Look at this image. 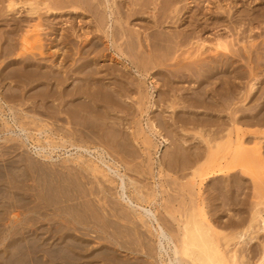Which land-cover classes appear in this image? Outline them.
I'll return each mask as SVG.
<instances>
[{
    "label": "bare ground",
    "instance_id": "1",
    "mask_svg": "<svg viewBox=\"0 0 264 264\" xmlns=\"http://www.w3.org/2000/svg\"><path fill=\"white\" fill-rule=\"evenodd\" d=\"M141 1L0 0L4 3L0 24L8 27L0 31V60L8 59L0 67V98L22 101L21 105L26 97L34 99L55 120L66 114L68 128L59 126L56 132L60 141L49 135L46 145L41 138L35 141V153L44 161H53L52 154L60 148L76 151L63 159V169L52 163L45 170L29 162L33 171L37 168L33 183L29 178H17L15 172L0 170V183L7 179L5 185L13 195L14 188L32 185L38 202L28 208L31 200L22 196L19 202L33 211V219L17 214L9 220V230H0V239L9 240V248L16 250L18 257H32L33 264H264V200L258 198L245 208L243 202L233 203L237 194L214 186L211 197L225 204L215 207L214 213L209 211L205 193H200L194 205L179 215L168 213L167 222H162L156 205L159 185L145 191L127 176L126 171L134 169L126 165L122 153L134 155L127 148L129 138H121L122 131L117 128L126 124L119 114L129 113L132 101L138 102L141 123L147 116V127L141 132L146 130L149 136L143 142L147 147L138 153L145 154L143 163L150 161L160 175L165 167L175 172L181 167V171L191 169L194 178H224L230 166H240L250 155L264 167L263 141V145L257 140L254 147H247L246 135L254 132L244 129L247 124L264 125V101L263 113L256 111L253 119L246 114L260 105L258 93L264 97V38H260L264 31L254 32L251 26L248 34H254L248 44L240 38L248 31L242 20L249 11L254 17L251 21L249 16L250 25L264 20L256 11L264 0H246L254 3L248 13L233 11L225 1L215 0V14L209 17L207 12L201 13L205 0ZM194 6L198 9L193 10ZM161 9L164 17L150 24L151 29H162L166 22L178 23L175 18L183 22L190 18V23L178 34L160 32L162 37L154 39L165 42L167 52L160 63L150 62L158 70L149 72L145 65L150 60L146 61L144 54L151 43L146 32L133 27L134 19L146 27L149 23L144 14L151 10L160 18ZM65 14L70 15L66 21L54 23V18ZM229 17L236 22V35L216 30ZM168 18L171 20L166 21ZM92 26L97 29L90 34L86 29ZM211 29L215 30L212 37ZM170 60L177 69L166 70ZM157 73L164 75L167 88L159 85ZM245 88L248 91L244 93ZM178 103L183 106L177 107ZM8 108L11 120L0 105V134L10 132L12 136H5V143L20 137L14 127L27 133L26 140L32 138L28 132L32 123L41 134L53 130L29 112L32 107L21 117L16 115V106L8 104ZM226 111L231 112L230 127H225L221 115ZM29 118L31 121H26ZM131 123L134 121L128 122L129 127ZM166 128L170 137L163 131ZM190 129L195 130L193 139ZM255 133L264 135V131ZM134 140L138 141V134ZM161 146L167 149L158 155ZM113 147L119 160L109 152ZM110 189L123 205H105L110 203ZM227 211L231 214L226 219ZM6 252L0 254L4 259Z\"/></svg>",
    "mask_w": 264,
    "mask_h": 264
},
{
    "label": "rangeland",
    "instance_id": "2",
    "mask_svg": "<svg viewBox=\"0 0 264 264\" xmlns=\"http://www.w3.org/2000/svg\"><path fill=\"white\" fill-rule=\"evenodd\" d=\"M130 1L132 2V0H130ZM151 1L152 0H150V3H151ZM216 1L215 0H205L204 5L201 7V13L207 12L208 17L211 16V14L213 16V14H215L214 12L217 8L216 4L218 2H216ZM224 1L227 2L228 4L225 3ZM232 1L233 0H222V2H224L225 5H228L231 8L233 6V9H232L233 11H235L236 9H239V11L242 13L243 12L248 13V11L251 10L250 8H252V6L254 5V3H252L253 5L249 4L251 2V0L248 1L249 3L248 2L246 3L245 2L246 0H234V1L238 2V6H236L237 5L236 2L234 3V1L233 2ZM141 2H144V0H142ZM145 2H146V0H145ZM147 2H149V0ZM263 3H264V1H263ZM263 3H262V5L260 4L258 6L259 7L258 9H256V11H258V15L259 16L262 15L261 16L262 18H264V14H263L264 4ZM208 4H210L211 6H209ZM1 5L2 4H0V6ZM3 5H4V3H3ZM228 6H227V8H228ZM197 9H198V6H194L193 10H197ZM209 9L212 11H210ZM65 10L68 12L67 9H65ZM65 10H64V12H66ZM159 12L162 13V14L158 13L159 15H161L160 18L154 17L153 16L154 13L153 12L151 13V10H148V13L144 14V16H146V18H145L146 21H148V23H149V25H146V27L142 26L143 23L141 22V20H139L138 18L134 19V26L133 27L134 28L136 27L137 29H141V31L146 32V37L149 40L148 42L151 43V46L148 47V50H147L148 53L146 52V54H144L145 60L146 61L150 60L149 62H147V64L145 61L146 68L151 69V70L149 69L150 70L149 72H155V70H158L157 68H154L152 64L155 61L160 63L161 57L164 56L165 53L167 52V51H165V49L167 50V45L165 44V42L163 44L161 41L157 42L154 39H156L157 37H162L160 32L162 34H169V35H173L175 33L178 34L181 29L187 27V25L190 23L189 22L190 18L188 19L189 21L184 20L185 22H183L181 20V18H175V20L177 22L179 21L178 23H175L176 25L173 23L171 24L170 22H166L165 25H167V26L164 25V27H162V29H159L160 31L157 30V28L151 29L150 24L152 25L153 22H156L158 19L162 20L164 17L163 16L164 10L161 9V10H159ZM183 12H187V10L186 11L183 10ZM249 12L250 13L245 15V18H244L245 20H242L246 24L244 27L250 28L251 26H253V27H255L254 28L255 30L253 29L254 32H257V30L259 31L258 33L263 32L264 31V20L262 19L261 22H259V23L254 22L253 25H250L249 24L250 19L252 21V19L254 17L251 15L253 12L252 11H249ZM231 13L233 14V16L237 15V13H235V14L233 12H231ZM86 15L89 16L88 14H86ZM60 16H62V17L58 16L59 18L58 17L54 18V21L55 20L56 21L55 22L53 21V22L56 23L58 20L63 22V21H66L67 18L70 17V15L68 16V14L60 15ZM249 16L251 17L250 19H249ZM88 18L86 20L91 22L92 19L90 18V16ZM211 18H213V17H211ZM169 20H171V19L168 18L166 21H169ZM226 20L227 21H225L221 26H218V28L216 30L223 29L222 32H226V33L230 32V34L235 32V35H236L237 31L234 30V28L236 26V22H234V21L232 22L230 17L226 18ZM233 20H234V18H233ZM210 21H212V20H210ZM235 21H236V18H235ZM0 23H3V22H0ZM169 25H170V27H168ZM147 27H149V28L147 29ZM260 27H261V29H260ZM90 28H89L90 30L86 29L89 31L90 34H92L93 31L95 29H97L95 26H92ZM249 28H248L247 33L245 34L246 36L244 35L245 37H242V35L240 36V38L244 39L245 42L247 41V44H248V40H250L249 39L250 36L254 34L253 31H252V33L250 32V35L248 34ZM6 29H8V27L5 24L4 25L0 24V31L2 33ZM1 32H0V34H1ZM208 32L211 35L210 37L214 36L213 33L215 34V30H212V29L209 30ZM154 34H156V35H154ZM235 35L233 37H235ZM248 35H249V37L247 39ZM263 35H264V32L262 33V37H260L261 39L264 38ZM256 38H259V37H256ZM150 39H151V41H150ZM261 39H259V40H261ZM153 40H154V42H153ZM159 43H161V44H159ZM239 45H241V44H239ZM237 47H238V45L235 48H237ZM159 48H160V50H159ZM164 51H165V53H164ZM242 51L245 54V50L242 49ZM160 52H161V54L159 55ZM148 54L150 56H148ZM180 54H181V52H179L178 55H180ZM145 55H146V57H145ZM153 60H155V61H153ZM7 61H8V59L3 60V58H2L0 60V67L4 66L7 63ZM243 61H242V64L246 65V63H244L245 61L244 62ZM166 63H168L171 66L174 63V61L170 60ZM149 64L151 66H149ZM130 66H131V64H130ZM170 66H168L167 67L168 69H166V70H172V69L175 70L178 68L177 66L176 67H173V66L170 67ZM164 67L165 66H159V68H161V69H163ZM166 72L169 73L168 71H166ZM262 74H263V72H262ZM262 74L260 72V75L263 78ZM157 78H158L157 81L159 82V85H163V87H164V88L162 87L163 89H165V87L167 88L165 83L163 84V82H165L164 75L157 73ZM151 81H152L151 78L148 77L147 78V84L150 85ZM180 84H182V83H180ZM191 84H195V81H193ZM55 88L56 87L54 86V89ZM247 91H248V89L245 88L244 93ZM8 94H10V93L8 92ZM256 97H258V103L260 105H258L256 110H253V111L251 110L250 112L248 110H246L247 113L244 112L247 114L248 118L250 117V119H253L252 116H254L253 115L254 113H257V112L263 113V111H260V108H261V103L264 101V97H260L259 93H258V95H256ZM24 101H26L25 105H21L19 102H22V101L13 100V101L9 102L8 100L0 98V105L5 110V112H6L5 114L9 120H11V114H10V111L8 108V104L16 106V109H15L16 115L19 117L24 116L26 109L32 107L29 110V112L32 113L33 115H35L36 118L42 119L43 123L49 124V127H52L53 130L50 129V130H47L46 133L43 132L41 134L40 132H37L35 130L36 126L34 123H32L30 125V130H28L29 135H32V138L30 140H26L27 133H25V132L23 133V132L19 131V129L17 127H14L16 130V134L20 135V137H17V138L15 137L16 140H11V141L6 142V143H5V138L6 137H12L11 133L10 132H6V133L3 132L2 134H0V170H2L4 172H7V171L15 172L17 178H18V176H21L20 178L23 177L25 179L29 178V182L33 183L32 178L35 177V173H36L34 171H37V168L39 166L44 167L45 170H49L52 167L51 166L52 163H54V164H57L55 167L63 169L61 166V162L63 161V159L75 155L74 152H76V151L71 147H68V149H64V148L57 149L56 152H54L52 154L53 161L52 160L44 161L43 158L37 156L35 153V149H34L35 148L34 144L36 143L35 141L38 138H41L43 141V144L46 145L47 144L46 136H48V135L52 136L55 140L60 141V139L57 138L58 136H57L56 132H59L57 130L59 126H63V127L68 128L67 127L68 124L66 122L67 118H66V114L62 113L59 115L60 119H58V120L52 119L49 117L50 113L47 111V109L42 107L39 103H35L34 99L31 100L28 97H26V99ZM15 103H16V105H15ZM56 103H58V102L56 101L55 104ZM137 103L138 102H136V101H132V103H131L132 107H130L129 113L128 112L127 113L122 112L119 114L121 116L123 115V119L126 121L125 126H123V125L117 126V128L122 131V132L119 131V135L121 138L124 137L125 140H127V138H129L128 143L130 145L127 148H129V150L131 152H133L134 157H132L128 154H127V156H125L123 153H122V156L127 161L126 165L128 167H131L134 169V170L129 169V171H126L127 176H130L131 178H133L142 187L144 186L145 191H147V189H150V191L153 190L155 187V183H157L159 185V187H158L159 188L158 189L159 190V196L157 197L158 200H157L156 205L159 208L158 213H159V217L162 219V222H164V221H165V223L167 222L166 215H168V213L172 212L174 214L179 215V213L181 211L183 212L185 208H189L192 205H194L198 201V199H199L198 197H199L200 193H205V196L208 198L209 205H210L209 211L211 210V212H210L211 214L214 213V210L216 209L215 207L219 206L220 203H221L220 205L224 204L222 201L213 200V198L211 197L212 192H213L212 188L214 186H216V188L220 187L221 189H223V188L225 190L227 189L229 191V193H233L234 195L237 194L238 195V196L236 195L237 200L234 199L235 202H233V203L238 204V202L239 203L243 202L241 204H244L245 208L246 207L250 208L251 204L254 203L255 201H257L258 198L259 199L261 198L262 200H264V167H261L259 165L260 163H258L259 162V161H257L258 159L254 160L257 158L254 155L253 156L250 155V156H248V158L247 157L244 158V161H242L240 163V166H236V167L230 166V168L232 169V170L229 169L231 173L228 172L229 171L228 170L227 171L228 176L226 175L224 178H219V179L210 178L209 176L208 177L207 176L206 177L205 176L204 177L198 176V177L194 178L193 175L191 174V169L184 170L183 167H182L183 168L182 171H181V167L179 168V170L177 168V172H175L174 170H171L169 167H165L162 169V175H160L157 172V170H158L157 166L155 169H154V167L151 168L152 166H150L151 165L150 161L146 160V163H143V159L146 158L145 154L143 156H140L138 152L142 153V149H145L147 147V146L146 147L144 146L143 142L148 141L149 136L147 135V133L146 134L144 133L146 130L144 132H141V130H143L144 127H147L146 126L147 116H145V118H144L145 120H143V122H142L143 124H142L140 121L141 113H140V109L138 108ZM246 103H248V101H246ZM181 106H183V104L178 103L177 107L181 108ZM233 106H235V105H233ZM228 111L221 113V115H224V117H225L224 118L226 121L225 127L231 126L230 120H231L232 116H231V112L229 114ZM165 114H167V113H165ZM241 114L243 115V112L240 114H237V116H239ZM248 114L250 116H248ZM165 118L169 122L170 117L167 116ZM26 121H31V119L30 118L26 119ZM127 121L128 122L134 121V123H131V125L129 127L128 126L129 124ZM163 122H162V125H163ZM0 124H3V122L1 120H0ZM166 129H164L163 131H164L165 135H167V137H170L169 129L168 128H166ZM244 129L247 132L252 131L255 133L257 131H264V125L252 123V124L244 125ZM53 133H54V135H53ZM254 133L253 134L247 133V135H246V137L248 139L246 141V145L249 148L254 147V144H256L258 141H260V142L263 141V143H264V137H263L264 135L262 136V134H261V136H260V134L256 135V133L254 135ZM137 134H138V141L134 140V137H135V135L137 136ZM143 134H145L146 136H144ZM195 135H196L195 130L190 129V136L192 139H193L192 136H195ZM33 136H34V138H33ZM24 141L26 143H24ZM263 143L261 142L262 145H263ZM116 149L117 148H115V147L110 148L109 152L112 153V155H115V157H117L116 159L119 160L121 157L120 156L118 157L119 154L116 151ZM166 149H167L166 147L161 146L159 148L158 155H163V153H165L163 151H166ZM46 154H48V153H46ZM29 162H34L35 167H37L36 170L34 169V171H33V169L31 167H29ZM64 171H66V170L64 169ZM238 176H239V178L243 177V180H237V179H239ZM6 177L8 178L9 176L6 175ZM6 181H7V179H6ZM6 181L4 180L3 182L0 183V188H1L0 189V230L2 229L3 230L2 232L9 230L7 224H8L10 219L13 220V219L17 218V216H16L17 214L28 215L27 216L28 219H30V218L33 219V217H34L33 211L30 212V210H28V208L34 207L38 203L37 201H35L37 198V195H36V192H35L32 185H29V187L25 186L21 189L14 188V194L15 195H13V192H11L7 186L8 181L7 182ZM5 183H7V184L5 185ZM226 183H227V185H226ZM3 184H4V187H3ZM11 186L12 185L10 184V187ZM239 191L241 194L239 193ZM113 193H114V191L112 189H110V191H108L110 203H106L105 205H110V207H112L115 204L117 205L119 203H121V205H123L122 201L118 200L116 198V196L113 195ZM239 195H240V197H239ZM22 196L30 198L31 201L28 205V208L21 206L22 203L19 202V199ZM189 198L190 199L192 198L193 201H195V200L196 201L193 202L192 200H189ZM9 203H11V204H9ZM97 203H99V202H97ZM99 204L103 205L102 203H99ZM185 204H186V207H185ZM231 205H233V204H231ZM211 207H213V208L211 209ZM152 208L155 210L154 205L152 206ZM230 214L231 213L229 211H227L225 218L227 219V217H229ZM8 242H10V241L9 240L8 241H2V239H0V254L2 252L5 253L6 251H8V252H6L7 257L5 256L6 259H4L2 256H0V264H31L33 262L31 260L32 257H30V258H29V256H24L23 258H21L20 256L18 257V255L16 254V250H13L14 252L11 251V249L9 248L10 243H8ZM6 246H8V248H9V249L7 248L8 250H6ZM18 261L19 262L21 261V262L19 263ZM27 261H29V263Z\"/></svg>",
    "mask_w": 264,
    "mask_h": 264
}]
</instances>
